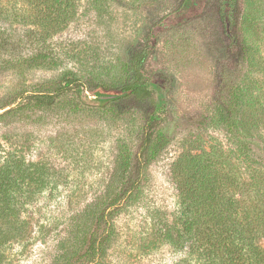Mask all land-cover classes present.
<instances>
[{
    "label": "trees",
    "instance_id": "obj_1",
    "mask_svg": "<svg viewBox=\"0 0 264 264\" xmlns=\"http://www.w3.org/2000/svg\"><path fill=\"white\" fill-rule=\"evenodd\" d=\"M85 1L97 17L123 2ZM206 1L182 0L181 12H193L196 4L204 6ZM229 1L233 8L235 0ZM80 2L0 0V70L23 73L49 62L48 39L69 26ZM168 17L153 25L144 47L131 54L128 81L88 89L86 81L68 72L54 81L12 91L0 103V124L20 122L62 102L73 108H100L114 117L116 112L109 107L120 100L152 105L141 118L136 147L118 148L111 178L99 194L73 214H62L68 217L56 233V219L39 227L37 233L53 243V264H111L116 221L140 204L146 171L170 142L162 129L164 113L154 103L153 79L145 71L151 42L161 27L166 28ZM227 25L232 45L242 48L251 73L243 83L222 85L211 118L214 125H222L231 147L215 143L208 150L181 152L170 168L176 211L171 221L153 222L142 245V249L167 247L180 255L174 264H264V59L256 61L252 41L243 38L239 44L235 22ZM256 67L261 68L260 83L252 75ZM29 149L27 138L4 132L0 139V264H6L11 246L28 238L29 208L57 187L55 170L40 160H29Z\"/></svg>",
    "mask_w": 264,
    "mask_h": 264
},
{
    "label": "rangeland",
    "instance_id": "obj_2",
    "mask_svg": "<svg viewBox=\"0 0 264 264\" xmlns=\"http://www.w3.org/2000/svg\"><path fill=\"white\" fill-rule=\"evenodd\" d=\"M132 1L123 0L97 17L81 0L69 26L48 39L49 62L23 73L0 70V103L12 91L54 81L68 72L86 81L88 89L128 81L131 54L144 47L152 26L169 15L166 28L161 27L151 42L145 71L153 79L154 103L164 113L162 129L170 142L146 171L140 204L117 219V240L108 261L174 264L180 255L167 247L142 249L145 235L157 219L173 218L177 193L170 168L181 152L208 150L215 143L231 147L222 125H214L211 118L222 85L243 83L251 73L242 48L232 45L227 24L235 22L239 44L243 38L252 41L256 61L264 59V0H235L233 8L229 0H207L204 6L196 4L193 12H181L182 0H136L130 6ZM260 69H252L259 83ZM85 94L93 98L90 92ZM151 106L149 101L120 100L109 107L116 112L114 117L100 108H73L62 102L20 122L0 124V139L4 132L27 138L28 159L48 164L57 174V187L29 208L31 231L22 244L7 250L6 264H53V243L37 233L39 227L56 219V233L68 214L99 194L111 178L118 148L136 147L141 118Z\"/></svg>",
    "mask_w": 264,
    "mask_h": 264
}]
</instances>
